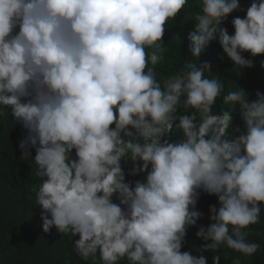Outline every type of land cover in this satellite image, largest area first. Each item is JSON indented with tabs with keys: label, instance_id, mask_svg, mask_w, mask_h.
Here are the masks:
<instances>
[{
	"label": "clouds",
	"instance_id": "1",
	"mask_svg": "<svg viewBox=\"0 0 264 264\" xmlns=\"http://www.w3.org/2000/svg\"><path fill=\"white\" fill-rule=\"evenodd\" d=\"M247 4L229 34L241 0H196L195 62L167 76L157 71L165 33L189 0H0V114L27 130L12 147L40 180L44 233L79 236L77 264H208L206 252L221 264L222 245L260 250L249 234L264 210V92L225 95L200 60L218 41L235 65L254 67L244 53L264 55V0ZM220 98L232 108L217 109ZM237 105L243 126L233 128ZM201 193L219 205L207 226ZM192 227L198 256L182 251Z\"/></svg>",
	"mask_w": 264,
	"mask_h": 264
},
{
	"label": "trees",
	"instance_id": "2",
	"mask_svg": "<svg viewBox=\"0 0 264 264\" xmlns=\"http://www.w3.org/2000/svg\"><path fill=\"white\" fill-rule=\"evenodd\" d=\"M247 2L252 0H241V6L245 11L234 12L224 22L229 34H234V27L231 20L235 16L246 15ZM191 7H186L177 20L166 30L165 33V61L157 66V71L164 75H179L183 69L184 60L195 62L189 53L188 34L195 29V22L192 17L199 12L196 0H189ZM149 53L152 49H148ZM245 58L254 60V67L240 68L235 65L224 52L218 41H214L201 55V62H209L212 71L218 74L225 85V95L228 91H236L243 88L249 99L255 100L257 90L264 92V68L260 61L264 55L252 57L250 53H244ZM228 110L231 105L224 104L222 98L217 101V109ZM233 128L243 126L238 113V105L233 109ZM183 114V113H181ZM178 123V121H176ZM232 128L228 130V137H231ZM19 133H27L22 124L16 123L10 114V109H3L0 114V264H77L78 258L72 246L76 237H67L57 240V237H48L43 230V221L40 210L34 204L35 191L40 185V180L34 175L30 167L21 160L20 153L15 146ZM178 134V133H177ZM21 139H18L20 142ZM11 147V148H7ZM127 171V165L125 166ZM143 178V175L136 176ZM217 203V197L201 193L197 209L202 211L204 219L198 221V225L207 226L211 221L210 205ZM198 227H192L188 231L187 243L182 251H195L203 244V241L196 237ZM50 238V239H49ZM249 240L260 243V250L251 257H244L239 253L222 245L221 264H232V260L240 257L241 264H264V210L261 213V223L250 226ZM54 249L52 254H44ZM216 253H205L209 257L208 264H212L211 257Z\"/></svg>",
	"mask_w": 264,
	"mask_h": 264
}]
</instances>
